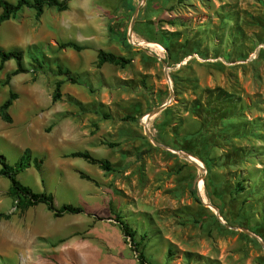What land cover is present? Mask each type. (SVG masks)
Returning a JSON list of instances; mask_svg holds the SVG:
<instances>
[{
  "label": "rangeland",
  "instance_id": "obj_1",
  "mask_svg": "<svg viewBox=\"0 0 264 264\" xmlns=\"http://www.w3.org/2000/svg\"><path fill=\"white\" fill-rule=\"evenodd\" d=\"M0 48L22 51L27 70L9 81L16 61L0 70V107L16 95L12 122L0 116V155L13 166L30 149L42 166L19 181L52 194L57 208L84 211L21 209L0 176V213L10 216L0 220V264H112L116 240L133 251L117 216L137 230L150 264H264V0H72L41 17L25 8L0 24ZM100 50L131 63L98 68ZM217 88L234 95L238 118L226 127L234 139L210 147L209 171L180 148L201 130L189 103Z\"/></svg>",
  "mask_w": 264,
  "mask_h": 264
},
{
  "label": "trees",
  "instance_id": "obj_2",
  "mask_svg": "<svg viewBox=\"0 0 264 264\" xmlns=\"http://www.w3.org/2000/svg\"><path fill=\"white\" fill-rule=\"evenodd\" d=\"M71 1L72 0H18L16 3H10L6 0H0V8L2 9L0 24L17 16L18 13L25 8L33 9L37 17H41L43 15L45 8H56L58 11L64 12L69 9V3ZM161 44L167 51L170 50V44L167 43V39H164ZM62 47L71 48L76 51H82L85 49L84 46L79 45L76 42L65 43ZM0 59V70L7 61L15 60L17 63V69L7 76V81H9L13 76L27 72L26 68L23 66V52L20 50L4 51L0 48ZM106 63L125 68L131 63V59L100 50L98 52L97 67L101 68ZM58 75L66 76L73 84L78 83V81L72 77L69 70H62L60 68ZM61 85L62 82L57 83V91H59ZM59 97L60 93L57 92L54 95V100L56 101ZM15 99L16 95L11 94V96L0 107V116L7 123L12 122V118L9 115L8 110L12 106ZM215 99L218 100L217 102L223 103V106L220 104L217 106L213 105V101ZM236 102L237 100L234 95L217 88L213 90H206L204 101H201L200 98L193 100L186 108L187 112L191 116L196 117L197 121L201 125V130L198 133H193L192 135L184 137L182 141L183 144H181L180 149L189 151L199 157L206 164L209 171L212 170L213 165V159L209 156L213 153V150L210 147L221 148L222 144H228L232 139H234L233 136L226 132V127L229 126L230 119H235V117H237H230V113H235V108L232 107H234ZM208 135L213 136V140L211 142L207 141ZM109 146L113 147L114 144H109ZM69 157L81 158L92 164H99L105 170H110L108 161L95 159L89 152H75ZM33 162L37 168H41L43 163L38 159H32L30 149H26L21 159L13 166L8 163L4 156L0 155V176L5 177L10 181V195L17 199L18 207L21 209H29L43 204L56 218H61L65 214L78 215L83 213L84 211L82 208L71 204H64L62 207L57 208L55 205V198L52 194L47 192H35L33 189L23 185L19 181V174L29 169ZM241 190H243V188ZM194 195L196 200L200 202L198 197H196L195 192ZM9 217L10 216L7 214L0 213V220L3 218L8 219ZM116 221L119 223L120 229L126 239H129V243L131 244L133 251L137 253L136 258L139 264H150L144 250L140 249L142 243L137 242V230L130 224L126 223L120 216L116 217ZM258 233H260L259 235L264 239V234L262 232ZM141 239L143 240V238Z\"/></svg>",
  "mask_w": 264,
  "mask_h": 264
},
{
  "label": "crops",
  "instance_id": "obj_3",
  "mask_svg": "<svg viewBox=\"0 0 264 264\" xmlns=\"http://www.w3.org/2000/svg\"><path fill=\"white\" fill-rule=\"evenodd\" d=\"M198 184H199V182H198ZM197 192H198L199 196L202 197V194L200 193L199 185H197ZM211 209L218 216H220V217L222 216V215H220V211H219L218 208H217L218 209V212H216V210L214 208H212V207H211ZM222 220L224 222V219L223 218H222ZM114 255H115L116 261L113 262L112 264H139L138 260L134 256V253H133L132 249L130 248V246L127 243H125V242H121L120 240H116V253Z\"/></svg>",
  "mask_w": 264,
  "mask_h": 264
},
{
  "label": "water",
  "instance_id": "obj_4",
  "mask_svg": "<svg viewBox=\"0 0 264 264\" xmlns=\"http://www.w3.org/2000/svg\"><path fill=\"white\" fill-rule=\"evenodd\" d=\"M165 73H166V78H167V80L169 81V82H171L170 81V78H169V75H168V67L166 66V69H165ZM171 96H172V98L174 97V93L172 92L171 93ZM166 108V105H164L163 107H161V108H159V109H157V110H154L153 112H151V115L150 116H153V115H155V114H157V113H159V112H161L163 109H165ZM145 130H146V133L148 134V136L155 142V143H157L154 139H153V137H152V135L150 134V132H149V129H148V127H147V125L145 126ZM181 155H183L184 156V158H186V159H189L190 157H191V155H189V154H187V153H184V152H182V151H180L179 152ZM215 210H216V212H218V209L217 208H214ZM218 218H219V220L222 222V223H224L223 222V220H222V218L220 217V216H218ZM252 236H255V237H257L256 235H254V234H252V233H250ZM258 238V237H257ZM262 245H263V247H264V244L262 243Z\"/></svg>",
  "mask_w": 264,
  "mask_h": 264
},
{
  "label": "bare ground",
  "instance_id": "obj_5",
  "mask_svg": "<svg viewBox=\"0 0 264 264\" xmlns=\"http://www.w3.org/2000/svg\"><path fill=\"white\" fill-rule=\"evenodd\" d=\"M192 158H195V157L191 156L189 159H192ZM207 205H208V204H207Z\"/></svg>",
  "mask_w": 264,
  "mask_h": 264
}]
</instances>
